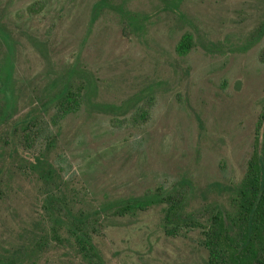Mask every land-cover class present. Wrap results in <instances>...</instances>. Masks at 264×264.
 <instances>
[{
  "label": "rangeland",
  "instance_id": "obj_1",
  "mask_svg": "<svg viewBox=\"0 0 264 264\" xmlns=\"http://www.w3.org/2000/svg\"><path fill=\"white\" fill-rule=\"evenodd\" d=\"M263 22L264 0H0V264H84L52 237L28 168L34 150L7 136L28 112L51 115L70 84L83 86L82 102L53 127L48 158L74 210L182 178L188 212L229 208V189L263 141L264 34L249 45ZM184 32L195 45L178 56ZM151 97L148 119L133 124ZM162 214L161 204L108 211L95 239L106 264H205L200 230L166 236Z\"/></svg>",
  "mask_w": 264,
  "mask_h": 264
},
{
  "label": "trees",
  "instance_id": "obj_2",
  "mask_svg": "<svg viewBox=\"0 0 264 264\" xmlns=\"http://www.w3.org/2000/svg\"><path fill=\"white\" fill-rule=\"evenodd\" d=\"M263 34L264 22L249 45L258 41ZM194 43L193 35L184 32L176 43V54L187 55ZM82 87L68 85L57 99L51 101V115L46 117V109L38 108L12 123L7 132L10 138H17L22 151L25 148L34 150L28 160V168L41 181V206L56 241L70 243L84 264H106L95 242L105 214L110 211L116 216L134 215L161 204V227L166 236L178 237L190 228L200 230V243L207 252L205 264H264V107L256 124V133L262 129L263 141L260 147L254 145L242 179L229 189V208L210 204L188 212V191L192 187L188 179L182 178L169 187L159 185L140 195L74 210L73 200L68 198L64 189L62 169L49 160L48 151L55 144L53 127L59 125L67 115L78 111L83 98ZM153 105L152 97L145 100L136 106L129 120L133 124H143ZM16 149L19 148L14 145L8 152V159L13 157ZM42 240L43 237L35 242L32 250L25 253L29 259L42 250ZM6 262L14 261L9 259Z\"/></svg>",
  "mask_w": 264,
  "mask_h": 264
}]
</instances>
